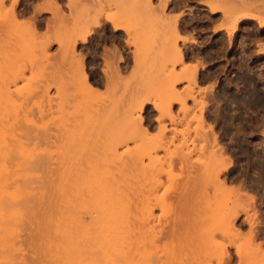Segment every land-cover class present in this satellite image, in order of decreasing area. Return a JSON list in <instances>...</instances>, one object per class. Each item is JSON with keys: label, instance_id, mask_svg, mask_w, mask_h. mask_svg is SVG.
<instances>
[{"label": "rangeland", "instance_id": "rangeland-1", "mask_svg": "<svg viewBox=\"0 0 264 264\" xmlns=\"http://www.w3.org/2000/svg\"><path fill=\"white\" fill-rule=\"evenodd\" d=\"M172 1L0 0V261L10 257L0 264H105L104 248L109 264H219L225 253L224 264L258 262L249 241L252 232L264 250V179L250 163L264 160V95L248 79L206 77L200 41L232 46L246 20L264 28V0L205 1L223 15L207 38L180 27ZM217 111L254 122L240 135L250 162L206 129ZM220 155L231 162L224 172ZM232 169L246 180L228 182Z\"/></svg>", "mask_w": 264, "mask_h": 264}, {"label": "flooded vegetation", "instance_id": "flooded-vegetation-1", "mask_svg": "<svg viewBox=\"0 0 264 264\" xmlns=\"http://www.w3.org/2000/svg\"><path fill=\"white\" fill-rule=\"evenodd\" d=\"M205 1L207 0H173L168 13L184 14L185 19H183L180 27H184L186 32L194 34L201 32L202 35H205L204 38L212 37L213 34L206 36L208 29L209 27H217L222 21L223 15L221 13H211ZM246 1L252 2L255 0ZM239 27H242L239 30L242 34L238 33V39L233 42L232 46H229V41H222L221 37L209 41H200V43H203L201 45V59L207 63L205 76L233 80L240 87L242 85L239 80L248 79L252 81L253 85H256L254 92L264 95V55H257V52H259L257 48L264 45V28H261L262 26L255 20H246ZM209 30L213 32L212 29ZM260 30H263V33H260ZM244 32L250 34L244 36ZM199 36L201 37V35ZM224 44L227 45L224 46ZM224 47H229V49L223 51ZM92 48L96 49L93 46ZM103 50L104 45H101L99 53L102 54ZM224 52L226 57L220 58L219 54ZM223 71H228V74L223 73ZM242 93H248V91L244 90ZM232 114L234 115V112ZM205 123L207 130L209 126L213 127L218 146L223 148L229 157L237 161L245 159V155L240 149V134H251L254 122L239 120L238 118L225 120L223 112L217 111L215 114L212 112L207 114ZM239 128H242L240 132ZM249 138L250 136L242 138L245 140L243 146L250 151H255L254 144L250 145ZM245 175V173L240 172V169H232L227 179L230 183L240 182L246 180Z\"/></svg>", "mask_w": 264, "mask_h": 264}, {"label": "bare ground", "instance_id": "bare-ground-1", "mask_svg": "<svg viewBox=\"0 0 264 264\" xmlns=\"http://www.w3.org/2000/svg\"><path fill=\"white\" fill-rule=\"evenodd\" d=\"M1 2H3V0H1ZM166 2H167V0H166ZM235 2H236V1H235ZM164 5L166 6L167 4H164ZM164 5L161 6V8L163 7V10H165ZM189 7H190V6H189ZM212 11H216V10H215V9H214V10L212 9ZM14 16H15V15H14ZM14 16L12 15V18H13ZM231 16H232V15H231ZM249 16H251V15H249ZM13 19H14V18H13ZM175 19H176V17H175ZM177 19H179V17H178ZM177 19L174 20L175 23H176ZM14 20H15V19H14ZM161 20H163V19L161 18ZM211 20H212V19H211ZM14 22H15V21H14ZM236 22H237V21L235 20V22H234L235 25H234V26L232 25L233 27L231 28V30H236V24H237ZM174 25H176V24H172V25H171L172 28H171V27H169V28L172 29V31L174 30V34H173V35H174V37H173L174 39H173L172 37H171V38H172V40H174V41L177 42V41H180L181 38H179V37H180V33H179V31H177V29H178V28H177V25H176V28H174ZM231 30H230V31H231ZM255 30H256V29H255ZM165 32H166V31H165ZM170 32H171V31H170ZM257 32H258V31H257ZM171 33H172V32H171ZM244 33H245V32H244ZM241 34H242V33H241ZM178 39H179V40H178ZM84 40H85V39H84ZM181 40H182V39H181ZM174 41H173V42H174ZM260 41H261V40H260ZM176 42H175V43H176ZM252 43H253V42H252ZM243 45H244V44H243ZM176 46H177V45H176ZM239 46H240V45H239ZM63 47H64V46H63ZM255 51H256V50H255ZM179 54H180V53H179ZM256 54H257V53H256ZM180 55H181V54H180ZM199 57H200V56H199ZM179 60H180V59H179ZM181 60H182V58H181ZM181 60H180V61H181ZM199 60H200V59H199ZM253 60H254V59H253ZM255 61H256V60H255ZM244 62H245V61H244ZM109 63H110V62H109ZM197 63H198V62H197ZM175 65H176V64H175ZM198 65H200V64H198ZM198 65L196 64L195 67H194V65H192L193 68H192V67H190V68L187 67V70H188V69H189V70H190V69H193L192 72L194 71L193 73H196V71H198L197 68H199ZM260 67H261V66H260ZM76 70H77V74L80 76V78L82 77L81 79H83L82 81L84 82L85 86H86V85L89 86V85H88V84H89V83H88V76H87V74H86V72H85L84 59L82 58V56H81V58H80V56H79L78 64H77ZM189 70H188V71H189ZM192 72H191V73H192ZM260 76H261V74H260ZM249 81H250V80H249ZM251 82H252V81H251ZM241 83H242V82H241ZM192 84H193V85L196 84V79H195V78L193 79ZM170 86H172V85H170ZM172 87H173V86H172ZM247 88H248V87H247ZM166 89H167V88H166ZM245 90H246V89H245ZM259 94H260V93H259ZM252 95L255 96V93L252 94ZM192 96H194V95H192ZM192 96H190V98L193 99ZM170 97H172V96H170ZM194 97H195V96H194ZM177 99H178V98H177ZM259 99H261V98H259ZM263 99H264V98H263ZM171 101H172V100H171ZM258 101H259V100H258ZM261 102H262V101H261ZM156 105H157V104H156ZM154 106H155V104H154ZM155 108H156V107H155ZM157 108H158V107H157ZM156 110H157V109H156ZM200 119H201V118H200ZM235 129H236V128H235ZM239 129H240V128H239ZM240 135H241V134H240ZM240 141H241V139H240ZM242 141H244V140H242ZM246 143H247V142H246ZM242 147H243V144H242ZM244 147H245V146H244ZM240 148H241V147H240ZM243 151H245V150H243ZM246 151H247V150H246ZM218 154H221V153L219 152ZM244 154H245V153H244ZM246 154H247V153H246ZM253 154H256V153L253 151V152H252V156H254ZM221 155H222V154H221ZM221 155L219 156L220 159H221V161H222V162H221V164H222V165H221V166H222V170H221L220 172H224L225 170L228 169V166H230V163H231V162H230V160H229L228 158H226L225 156L223 157V156H221ZM249 155H250V154H249ZM6 156H7V155H6ZM245 156H246V155H245ZM256 156H257V155H256ZM258 156H259V155H258ZM4 157H5V156H4ZM250 157H251V156H250ZM2 158H3V157H2ZM5 158H7V157H5ZM5 158H4V159H5ZM217 158H218V156H217ZM246 158H247V156H246ZM248 158H249V157H248ZM248 158H247V160H248ZM262 158H263V157H262ZM262 158L260 157V159H258V158H257V159H252L253 162H251L250 164H251L252 168L254 169V171H255V168H257V169H256L257 172H259V171L261 172L260 174L262 175V178L264 179V160H263ZM249 160H250V158H249ZM249 160H248V161H249ZM249 162H250V161H249ZM246 164H247V163H246ZM2 165H3V164H2ZM244 165H245V164H244ZM6 166H8V165H6ZM249 166H250V165H249ZM3 167H4V166H3ZM3 167H1V169H2ZM247 167H248V166H247ZM8 168H10V167H8ZM4 169H5V168H3V170H4ZM247 169H248V168H247ZM3 170H2V171H3ZM248 170H249V169H248ZM2 171L0 172L1 174H2ZM6 171H7V170H6ZM10 172H11V171H10ZM220 172H219V173H220ZM251 172H253V171H251ZM251 172H250V173H251ZM255 172H256V171H255ZM4 173H6V172H4ZM7 173H8V171H7ZM248 173H249V172H248ZM1 174H0V175H1ZM9 174H10V173H9ZM14 174H15V173H14ZM254 174H255V173H254ZM257 174H258V173H257ZM3 175H4V174H3ZM27 175H28V174H26V176H27ZM258 175H259V174H258ZM19 176H20V175H19ZM29 176H30V174H29ZM252 176H253V174H252ZM259 176H260V175H259ZM0 177H2V176H0ZM21 177H22V175H21ZM250 177H251V176H250ZM255 177H256V176H255ZM9 178H10V177H8V179H6V180H9V181H10L11 179H9ZM16 178H17V177H16ZM251 178H252V177H251ZM256 178H257V177H256ZM260 179H261V178H260ZM4 180H5V179H4ZM27 181H28V180H27ZM2 182H3V181H2ZM6 182H7V181H6ZM6 182H5V183H6ZM0 185H1V184H0ZM262 185H263V184H262ZM4 187H5V186H4ZM4 187H2V188H4ZM2 188H0V190H1L0 192H1V193L3 192V191H2ZM4 189H5V188H4ZM4 189H3V190H4ZM7 189H8V188H6V190H7ZM16 189H17V188H16ZM6 190H5V191H6ZM25 190H27V189H25ZM25 190H24V192H25ZM10 191H11V190H10ZM14 191H15V190H14ZM22 191H23V190H22ZM20 192H21V191H20ZM20 192H19V193H20ZM29 192H30V191H29ZM1 193H0V197H1V195H2ZM4 193L7 195L6 192H3V195H5ZM110 193H111V192H110ZM110 193L108 192V194H110ZM105 194H107V193H105ZM108 194H107V195H108ZM3 195H2V196H3ZM18 195H19V194H18ZM20 195H21V194H20ZM23 195H24V194H23ZM107 195H105V196L108 198L110 195H108V196H107ZM14 196H15V195H14ZM14 196H13V197H14ZM28 196H29V193H28ZM42 196H43V195H42ZM112 196H113V195L111 194V197H109L108 199L111 198L110 200H112V198H113ZM7 197H8V196H7ZM11 197H12V196H11ZM13 197H12V198H13ZM15 197H16V196H15ZM17 197H18V196H17ZM42 198H43V197H42ZM2 199H3V197H2ZM18 199H19V198H18ZM250 199L252 200L253 198L251 197ZM250 199H249V200H250ZM16 200H17V199H16ZM42 200H43V199H42ZM253 200H254V199H253ZM253 200H252V201H253ZM0 201H1V200H0ZM20 202H21V201H20ZM17 203H19V202L17 201ZM1 204H2V207H3V202H2V201H1ZM4 207L7 208V206H4ZM4 207H3V208H4ZM110 207H111V206H110ZM110 207H109V209L107 208L108 211H109L110 209H112V208H110ZM105 208H106V207H105ZM0 209H2V208H0ZM8 209H10V208H8ZM13 210H14V209H13ZM15 210H16V209H15ZM104 210H105V209H104ZM0 211H1V210H0ZM4 211H5V210H4ZM6 211H7V209H6ZM9 211H10V210H9ZM9 211H8V212H9ZM19 211H21V210H19ZM110 211H111V210H110ZM8 212H7V214H8ZM16 212H17V211H16ZM106 212H107V210H106ZM106 212H104V213H106ZM0 213H1V212H0ZM9 213H10V212H9ZM1 214H3V215H1ZM1 214H0V222H1L2 224H0V228L3 226V227H2V229H3V228H4L3 223L5 224L6 222H2L1 220L6 219L8 216L5 215V212H4V213H1ZM11 214H12V213H11ZM18 214H19V212H18ZM108 214L110 215L109 217H111V213L109 212ZM21 215H22V214H21ZM106 215H107V213H106ZM234 215H235V214H234ZM4 216H5V217H4ZM13 216H19V217H20V215H15V213L13 214ZM1 217H2V218H1ZM21 217H22V216H21ZM21 217H20V218H21ZM105 217H106V216H105ZM105 217H104L103 219H105ZM109 217H108V218H109ZM9 218H10V216H9ZM98 218H99V217H98ZM106 218H107V217H106ZM232 218H233L234 220L231 219V220H233V221H228V222H227L228 226H229V223H230V226H234V223H233V222L236 221V220H235L236 218H234V216H233ZM18 219H19V218H18ZM101 219H102V218H101ZM103 219H102V220H103ZM99 220H100V219H99ZM109 220H110V219H109ZM3 221H4V220H3ZM12 221H13V220H12ZM12 221H11V222H12ZM18 221H19V220H18ZM103 221H104V220H103ZM16 222H17V221H16ZM95 222H97V221L95 220ZM106 222H108V221H106ZM106 222H105V223H106ZM103 223H104V222H103ZM231 223H233V225H231ZM6 224H7V223H6ZM36 224H37V223H36ZM93 224H94V223H93ZM95 224H96V223H95ZM101 224H102V222H101ZM109 224H110V223H109ZM252 224H253V223H252ZM13 225H14V224H13ZM15 225H16V224H15ZM96 225H98V223H97ZM107 225H108V224H107ZM6 226H7V225H6ZM6 226H5V228H4L3 230L7 229ZM11 226H12V225H11ZM11 226L9 227L10 229L12 228ZM94 226H95V225H94ZM101 226H102V225H101ZM108 226H110V225H108ZM251 226H252V225H251ZM234 227H235V226H234ZM9 228H8V230H9ZM2 229H0V232H2V231H1ZM15 229H16V228H15ZM101 229H103V226H102V228H100V231H101ZM59 230H60V228H59ZM5 231H7V230H5ZM41 231H42V230H41ZM98 231H99V229H98ZM103 231L106 232V231H108V230H107V229H106V230L104 229ZM233 231H234V230H233ZM237 231H238V230H235V232H237ZM9 232H11V230H10ZM15 232H16V231H15ZM89 232H90V231H89ZM101 232H102V231H101ZM55 233H56V232H55ZM57 233H58V232H57ZM60 233H62V230L60 231ZM94 233H95V231H94ZM109 233H110L109 231H108V233L106 232V236H107V234H109ZM237 233L239 234V231H238ZM2 234H3V233H2ZM10 234H11V233H10ZM12 234H13V233H12ZM12 234H11V236H12ZM62 234H63V233H62ZM4 235H5V234H4ZM60 235H61V234H60ZM90 235H91V234H90ZM95 235H97V234H95ZM235 235H236V233H235ZM2 236H3V235H2ZM9 236H10V235H9ZM71 236H72V235H71ZM87 236H88V234H87ZM236 236H237V235H236ZM6 237H8V236H6ZM66 237H67V236H66ZM69 237H70V236H69ZM69 237H68V238H69ZM91 237H92V236H91ZM98 237H100V234L98 235ZM212 237L214 238V241H215V239H217V238L214 237V236H212ZM212 237H211V238H212ZM0 238L3 239V237H0ZM8 238H9V237H8ZM70 238H71V237H70ZM95 238L97 239V237H94V239H95ZM105 238H106V237H105ZM105 238H104V240H103V239H102V240H103L104 242H105V240H106V242H107V239H108V238H106V239H105ZM209 238H210V237H209ZM2 239H0V240H2ZM52 239H53V238H52ZM72 239H73V237H72ZM94 239H93V240H94ZM99 239H100V238H99ZM99 239H98L97 241H99ZM69 240H70V239H69ZM75 240H76V239H75ZM79 240H80V239H79ZM100 240H101V239H100ZM109 240H111V239H109ZM109 240H108V241H109ZM2 241H3V240H2ZM5 241H6V240H5ZM76 241H77V240H76ZM212 241H213V239L211 240V243H212ZM214 241H213V242H214ZM250 241H251V242H250ZM250 241H249V243H251L250 245H254L255 247L253 246V247H254L253 249H255V252H257V253L252 252V253H253V256L256 254L255 257H257V260H258L257 263H259V264H264V250L262 249V245H261V244H256L255 236L253 235L252 232L250 233ZM0 242H1V241H0ZM78 242H80V241H78ZM215 242H217V241H215ZM230 242H231V241H230ZM3 243H4V242H3ZM5 243H6V242H5ZM5 243H4V244H5ZM50 243H51V242H50ZM72 243H73V242H72ZM72 243H71V244H72ZM74 243H75V242H74ZM6 244H8V243H6ZM6 244H5V248L7 249L8 247L6 246ZM49 245H52V244H49ZM57 245H58V244H57ZM108 245H110V244H108ZM1 246L4 247V245H1ZM65 246H66V245H65ZM99 246H101V245H99ZM99 246H97L99 249L102 248V247H99ZM102 246H103V245H102ZM3 247H2V248H3ZM68 247H69V246H68ZM71 247H72L73 249H75V248L73 247V245H71ZM76 247H78V246H76ZM108 247H109V246H108ZM56 248H57V247H56ZM72 248H71V249H72ZM78 248H79V247H78ZM78 248H76L75 250H78ZM57 249H58V248H57ZM69 249H70V248H69ZM81 249H82V248H81ZM225 249H226V246H225ZM253 249H251V251H252ZM79 250H80V249H79ZM79 250H78V252H79ZM100 250H101V249H100ZM102 250H103V251L105 250L104 253H105V255L107 256V257L105 256L104 259H106V261L104 260V262H106L107 264H109V263H108V258H109L108 256H109V255H108V254H109L110 252H109V253L106 252V251H107L106 248H104V249H102ZM6 251H7V250H6ZM6 251H5V252H6ZM62 251H63V250H62ZM67 251H68V248H67ZM72 251H73V250H72ZM0 252H1V250H0ZM53 252H54V251H53ZM75 252H76V251H75ZM82 252H83V251H82ZM87 252H88V251H87ZM222 252H223V250H222ZM61 253H62V252H61ZM65 253H66V252H65ZM68 253H69V252H68ZM80 253H81V252H80ZM85 253H86V252H85ZM100 253H101V251H100ZM106 253H107V254H106ZM5 254H6V253H3L2 257H3V256H4V257L6 256V257H5L6 260H7V259H10V257L7 258V256H9V255H7V254L5 255ZM55 254H56V252H55ZM222 254H224V252H223ZM58 255H59V254H58ZM85 255H86V254H85ZM219 255H220V254H219ZM224 255H225V256H224ZM224 255H221V257L223 256L221 259L218 258V259L220 260L219 264H224V263H225V260H226L225 257H226V256H229V255H227L226 253H225ZM68 256H69V254H68ZM100 256H102V255L100 254ZM4 257H3V258H4ZM110 257H111V256H110ZM3 258H2L1 261L5 260V258H4V259H3ZM85 258H89V257H86V256H85ZM91 258H93V261H94V257H91ZM0 259H1V255H0ZM61 259H62V258H61ZM67 259H68V258H66L65 260H67ZM79 259L81 260V258H79ZM83 259H84V258H83ZM100 259H103V257H100ZM109 259H110V258H109ZM6 260H5V261H6ZM63 260H64V259H63ZM76 260H77V259H76ZM1 261H0V262H1ZM5 261L2 262L1 264H3V263L5 264V263H6ZM77 261H78V260H77ZM82 261H83V260H82ZM89 261H90V262H89ZM93 261H92V259H91V260L88 259V262H86V259H85L86 264H91V263H92V264H94V263L98 264L96 261H95V262H93ZM253 261H254V260H253ZM73 262H74V260H73ZM79 262L81 263V261H79ZM85 262H84V263H85ZM98 262H100V263L102 264V262H101L100 260H98ZM62 263H63V262H62ZM71 263H72V262H71ZM82 263H83V262H82ZM106 263H105V264H106ZM257 263H255V264H257ZM64 264H65V263H64ZM69 264H70V263H69ZM75 264H76V263H75ZM77 264H78V263H77ZM103 264H104V263H103Z\"/></svg>", "mask_w": 264, "mask_h": 264}]
</instances>
